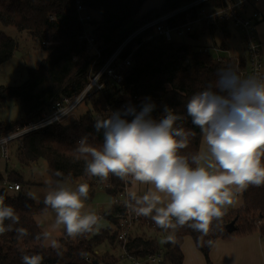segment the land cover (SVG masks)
<instances>
[{
    "label": "trees",
    "instance_id": "trees-1",
    "mask_svg": "<svg viewBox=\"0 0 264 264\" xmlns=\"http://www.w3.org/2000/svg\"><path fill=\"white\" fill-rule=\"evenodd\" d=\"M80 1L96 14L87 29L103 43L99 66L140 25L192 0H165L161 6L143 13L142 8L147 0ZM76 2L77 0H0V22L25 32L43 44L48 51L39 67L28 70V78L24 83L18 86H0V100L15 98L21 106L18 121L0 123V135L42 116L57 101L77 94L86 85L91 60L86 57L85 41L79 39L85 26L77 20ZM224 5L223 0L202 3V6L208 8ZM198 9H189L167 19L165 23L170 26L182 24L197 17ZM231 29L228 22L219 21L210 29L204 27L202 35L208 32L213 36L220 34L224 38H230L233 34ZM199 36L198 33H190L186 36L188 41L172 42L165 41L162 36L145 41H141L139 37L130 42L123 55L129 53L135 44L139 46L132 53V65L125 72L122 82L107 86L99 94L86 99L84 102L91 109L71 123L65 125L62 121L55 122L26 135L19 147L18 158L21 165L29 166L44 160L46 171L52 180L62 179L55 177V173L60 171L68 180L88 184L90 197L99 182L103 183L101 185H109L105 191L111 197L118 194L123 190L124 179L111 174L105 180L85 175L84 161L76 160L74 156L76 142L87 134L89 142L98 146L102 143V134L94 129L95 121L129 104L139 110L141 102L147 97L157 105L154 117H159L164 105L183 117L177 123L192 135L188 146L180 150V154L199 153L202 134L187 115L188 98L209 82H214L218 68L232 66L239 72L236 60L217 59L213 52L198 50L205 42L208 45L216 44L222 50L231 49L226 41L217 43L220 39L215 37L212 43L207 39L197 44ZM18 48L17 39L0 32V64L7 61ZM240 61V65L244 66V58L241 57ZM261 159L264 163V156ZM3 166L4 163L0 161V197L5 204L13 206L19 222L13 224L10 231L0 234V264H22L21 257L24 254L41 255V264H91L87 258L93 264H115L118 261L115 254H98L96 248L106 244L113 249L117 245L119 217L116 214L121 209L119 205L112 204L102 214L108 221L107 227L96 230L93 226L91 231L75 237H69L64 232L59 238L60 245L48 248L43 244L44 231L37 222L36 215L52 209L43 204V199L35 201L26 193L28 181L17 170L9 171L7 179L20 183L22 187L17 192L7 191L3 187ZM242 200L239 209L223 210V215L212 221L207 234L193 231L187 226L166 230L161 245L165 249L164 259L159 264H183L181 244L186 235L192 236L207 264H212L210 252L218 238H233L253 231H258L264 237V185H248L242 191ZM232 221L235 228L228 231L226 225ZM9 223L11 222L5 221V224ZM18 227L27 229L28 235L18 237ZM150 233L144 230L136 234L128 239L125 248L137 259L155 253L160 247L158 235Z\"/></svg>",
    "mask_w": 264,
    "mask_h": 264
},
{
    "label": "clouds",
    "instance_id": "clouds-1",
    "mask_svg": "<svg viewBox=\"0 0 264 264\" xmlns=\"http://www.w3.org/2000/svg\"><path fill=\"white\" fill-rule=\"evenodd\" d=\"M156 107L147 97L139 110L129 104L98 118L93 127L102 134V143L96 146L87 134L81 136L75 159L84 161V173L90 177L131 176L151 185L144 195H132L137 215L151 216L164 230L187 226L207 234L236 192L250 184L264 185V77L242 76L232 66L218 68L215 81L188 98L187 115L207 146L202 153L180 154L192 133L178 125L183 117L167 105L154 117ZM55 177L62 179L46 181L43 204L55 212L56 225H63L69 237L91 231L99 217L82 212L88 184L73 187L60 171ZM18 222L13 206L0 197V234ZM16 232L18 237L28 235L23 227ZM42 259L39 254L21 257L22 264H41Z\"/></svg>",
    "mask_w": 264,
    "mask_h": 264
},
{
    "label": "built area",
    "instance_id": "built-area-1",
    "mask_svg": "<svg viewBox=\"0 0 264 264\" xmlns=\"http://www.w3.org/2000/svg\"><path fill=\"white\" fill-rule=\"evenodd\" d=\"M206 1L208 0H192L159 17L148 20L131 32L109 57L97 66L101 58L103 43L101 40L96 39L87 29L90 21L94 17L92 10L80 0H77V20L85 26V30L79 35V39L85 41L86 57L91 60L87 83L77 94L63 97L57 101L42 116L18 125L14 131L0 135V161L8 163L10 161L8 154L10 151L12 153V145L22 144V139L26 135L55 122L63 121L86 99L99 94L107 86L121 83L125 72L132 65V53L139 44H135L129 53L123 55V52L130 42L139 37H141V41H145L155 36H162L165 41L172 42L175 41L177 36L186 37L190 33L202 34L204 27L210 29L213 24L219 21H226L230 26L235 27L239 31L241 51L234 55L230 52L231 49L222 50L216 44L208 45L206 43L200 45L198 50L204 53L213 52L217 59L229 58L236 60L239 73L242 76L257 75L264 77L263 43L258 37L257 32V24L262 17V14L257 8L260 0H223L225 3L224 6L209 8L202 6V3ZM194 7L199 8L197 17L174 26L165 23L167 19L184 13ZM222 53H226V55ZM241 57L245 60L244 66L240 65ZM1 172L5 176L3 187L7 191L13 193L21 189L20 183L8 181V175L5 173V170L2 169ZM130 178L131 176L125 178L123 190L112 196V204L119 205L121 208L116 214L119 217V232L117 235V245L121 249L119 260L125 261L124 264L160 263L163 261L165 254V249L162 246L155 253L139 259L125 248V243L128 239L134 237L136 234L142 233L144 230H148L152 234H159L158 236H164L163 233L166 231L160 228L151 216L137 215L132 211L131 206L134 204V200L129 192ZM101 187L108 188L109 185L106 183L101 185ZM98 217L100 218L101 215H98ZM87 260L92 263L90 258H87Z\"/></svg>",
    "mask_w": 264,
    "mask_h": 264
},
{
    "label": "rangeland",
    "instance_id": "rangeland-1",
    "mask_svg": "<svg viewBox=\"0 0 264 264\" xmlns=\"http://www.w3.org/2000/svg\"><path fill=\"white\" fill-rule=\"evenodd\" d=\"M163 2L164 0H149L146 4V9L149 10L155 7H159L163 4ZM93 16L96 17V14L93 13ZM231 27V31L233 32V34L230 38H228L227 41L231 46L230 52L236 55L241 51V40L238 37V30L233 26ZM0 32H4L7 35L12 36L19 42V48L17 49L19 53L15 51L7 61L0 64V86L21 85L28 78V70L39 67L41 60L47 55L48 51L38 40L33 39L25 32L18 31L14 26H6L0 22ZM257 32L259 34V38L264 41V20L257 24ZM214 36L217 39L220 38V40H217V43H220L222 41L220 34ZM203 38H210L208 41H211V43L214 41V38H212V34L210 35L209 33L204 35ZM175 40L188 41L187 37L185 36H177ZM222 54L226 55V53ZM90 109V106L85 102L81 103L76 109L73 110L70 115H68L62 121L63 124L67 125L71 123V121L79 118L83 113L89 111ZM20 117L21 106L17 99L9 98L0 100V123L18 121ZM12 146V153L10 151V153L8 154V156H10V161L8 163L4 162L3 170H5V173H8L11 170H17L20 174H23L26 181H28V184L25 187L26 193L28 195L31 194V198L35 197L33 198L35 201L42 200L44 198V193L47 191L46 181L52 180L50 175L46 171V163L44 162V160H42L35 162L29 166H23L21 165L18 158L19 147L21 146V144H13ZM68 182L73 187L78 184L77 181L74 180H68ZM96 184L97 187L94 189L93 195L91 197L88 196L82 212H95L97 215H101L98 223L95 225V229L99 230L101 228L107 227L108 225V221L102 216V214L112 205V197L105 191L104 187H101V184L103 183L99 182ZM241 193L242 191H239V196H235L237 199H239V202L236 203L237 205L234 208L238 209L241 205ZM36 220L41 226L42 230L49 234L48 239L44 238L43 244L48 248H55L60 245L59 238L64 235L65 230L63 225H56L55 212L51 210L36 215ZM157 239L159 244L161 245L163 243L164 236L157 237ZM98 249L100 251V254H104V252H106L107 250L111 253L112 250L111 247L106 244L99 245Z\"/></svg>",
    "mask_w": 264,
    "mask_h": 264
},
{
    "label": "crops",
    "instance_id": "crops-1",
    "mask_svg": "<svg viewBox=\"0 0 264 264\" xmlns=\"http://www.w3.org/2000/svg\"><path fill=\"white\" fill-rule=\"evenodd\" d=\"M148 1L149 0H147L146 3L144 4L142 8V13L148 11V9H146V4L148 3ZM257 8L262 14V17L259 20V22H261L264 20V0H260L258 2ZM202 34H200L199 36L200 40L197 42V44L203 43L207 39L209 40L211 38L210 36V38L204 39L203 38L204 35ZM238 34L240 36V33ZM214 35H217V34H214ZM212 38H215V36L212 35ZM221 40H225L226 43L229 44V42L227 41L228 38H224L222 35H221ZM262 43H263V51H264V41H262ZM206 150H207V146L206 144H204V141L202 138L199 153L205 152ZM150 189H152L151 185L142 184L136 181L133 177L130 178L129 192L131 195L135 194L136 197H140L144 195L145 193H147ZM238 193L239 192H236V194L234 195L233 203L231 205L225 206L223 210L237 209L234 207H236L237 205L236 203L239 202L238 201L239 199L235 197V196H239ZM241 196H242V193H241ZM166 203H167V200H165V204ZM242 203H243V200L241 198L240 207L242 206ZM158 237H163V236H158ZM181 249L184 255L183 264H207L205 256L196 247V244L192 236L186 235L184 237L182 244H181ZM96 252L100 254L98 247L96 248ZM106 252L110 253L108 250ZM110 254H115L117 256L118 261L115 264L125 263V261L119 260L120 249L118 245H116L111 250ZM210 258H211L212 264H264V237H261L258 231H253L251 233L233 237V238H218L215 241L214 246L211 249ZM91 264H93V262ZM146 264H159V263H146Z\"/></svg>",
    "mask_w": 264,
    "mask_h": 264
},
{
    "label": "water",
    "instance_id": "water-1",
    "mask_svg": "<svg viewBox=\"0 0 264 264\" xmlns=\"http://www.w3.org/2000/svg\"><path fill=\"white\" fill-rule=\"evenodd\" d=\"M17 53H19V51H17ZM226 228L228 229V231H232L235 228V223L233 221L228 223L226 225Z\"/></svg>",
    "mask_w": 264,
    "mask_h": 264
}]
</instances>
